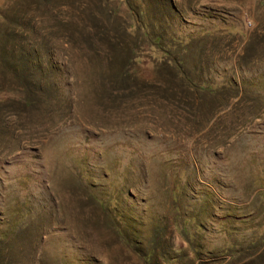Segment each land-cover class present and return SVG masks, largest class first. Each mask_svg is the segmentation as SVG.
Here are the masks:
<instances>
[{
    "label": "rangeland",
    "instance_id": "rangeland-1",
    "mask_svg": "<svg viewBox=\"0 0 264 264\" xmlns=\"http://www.w3.org/2000/svg\"><path fill=\"white\" fill-rule=\"evenodd\" d=\"M0 264H264V0H0Z\"/></svg>",
    "mask_w": 264,
    "mask_h": 264
},
{
    "label": "trees",
    "instance_id": "trees-1",
    "mask_svg": "<svg viewBox=\"0 0 264 264\" xmlns=\"http://www.w3.org/2000/svg\"><path fill=\"white\" fill-rule=\"evenodd\" d=\"M144 35H147V33L146 32H144ZM158 37V36H157ZM156 44V42L155 41H153V43H151V45L153 46V45H155Z\"/></svg>",
    "mask_w": 264,
    "mask_h": 264
}]
</instances>
